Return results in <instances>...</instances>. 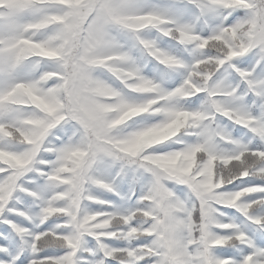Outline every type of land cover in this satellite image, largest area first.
Returning a JSON list of instances; mask_svg holds the SVG:
<instances>
[{
	"label": "snow or ice",
	"instance_id": "obj_1",
	"mask_svg": "<svg viewBox=\"0 0 264 264\" xmlns=\"http://www.w3.org/2000/svg\"><path fill=\"white\" fill-rule=\"evenodd\" d=\"M246 22L251 27L247 51L236 49L238 55L225 57L214 55L215 49L207 45L199 47L207 41L236 48L229 30L239 34ZM262 28L264 0H26L0 7V150L24 161L13 167L0 163V264H87L88 257L95 264H119L116 253L134 248L152 251L138 260L130 257V264H264V247L228 216V210H237L264 244V214L256 212L264 206V111L257 116L239 100L251 92L253 102L264 105V80L257 79V73L264 75ZM163 37L169 45L176 41L182 47L172 51L162 46ZM253 50L258 55H249ZM210 56L218 67L203 86L195 73L198 62ZM137 82L145 90L129 87ZM184 91L190 94L180 95ZM93 94L111 99L93 104ZM160 94H174L189 112L201 110L202 97L230 107L229 116L213 108L209 119L230 121L252 135L243 142L227 127L190 122L163 144L146 151L140 145L130 149L136 138L115 135L108 110L122 103L142 104ZM160 119V113L144 112L134 117L139 123L129 121L119 128L131 130ZM69 125L75 129L71 136L65 134ZM257 139L260 143H253ZM245 149L259 156V162L249 174L215 187L210 161L224 163ZM239 162L246 163L243 157ZM251 177L261 182L244 179ZM136 183L141 185L139 194ZM94 189L111 192L113 198L104 199ZM69 195L85 210L78 214L79 240L60 248L59 255H48L36 237L54 222L49 218L39 223L42 209L63 207ZM208 203L231 225L217 228V234L232 236L235 242L210 245L200 232L189 235L186 221L178 217L202 211ZM137 211L147 214L139 222L143 234L127 241L99 235L111 229L94 227L96 221L88 219L95 213L104 220ZM55 223L58 232L71 227ZM136 226L131 216L124 230ZM24 240L26 250L21 251ZM121 242L127 246L117 247ZM229 245H247L251 251L240 259L216 255Z\"/></svg>",
	"mask_w": 264,
	"mask_h": 264
},
{
	"label": "clouds",
	"instance_id": "obj_2",
	"mask_svg": "<svg viewBox=\"0 0 264 264\" xmlns=\"http://www.w3.org/2000/svg\"><path fill=\"white\" fill-rule=\"evenodd\" d=\"M252 27H255V25L253 24ZM262 30H264V28H262ZM250 31L251 27L248 26L247 22L240 27L239 34H237L234 30H229V34L236 37V48H225L219 43L209 44L207 41L199 45V47H205L207 45L209 50L215 49L214 55L221 54L225 57L236 56L239 54L236 49H239L240 51H247L246 37ZM106 59H112V57L109 56L106 57ZM198 64L199 71L195 73V77L198 83L206 86L208 84L209 74L214 75L217 71L218 65L212 56H210L207 61H199ZM129 87L134 90H145L139 87V82L130 84ZM202 90V88H197V91ZM189 94V92L184 91L180 95L186 96ZM158 97L166 98L157 99ZM108 99L111 98L106 99V96L99 94L92 95L93 104L104 103ZM202 100L204 102L200 106V111L189 112L182 107L183 101L179 98H176L174 94H160L153 96L143 101L142 104L150 106L153 112L160 113L161 119L155 121L154 123H150L143 127L134 128L131 130L121 129L119 126L126 124L129 121L133 122V124L139 123L138 121L134 120V117L140 116L141 113H130L128 110L131 108V106H129L127 103H122L119 106L110 108L108 110V116L110 117L112 127L116 129L114 134L118 136L122 135L124 138L135 139L141 134L157 132L158 130V134L151 136L147 142L141 145V150L146 151L155 145L163 144L165 141H169L173 137L178 136L183 129L190 126V122H196V126L207 122L209 126H214L218 129L226 128L227 125L223 120H210L209 117L212 115L213 108H215L216 111H222L225 116L231 115L232 109L230 107H220L216 101L209 100L206 97H202ZM224 102L225 104H231V100L227 98H225ZM146 111L147 109H144V112ZM29 123L34 122L29 121ZM66 128L68 129L65 133L67 136H71L75 132V129L71 128L70 125L66 126ZM21 135H24V133H21ZM57 136L58 134H54L53 142H55ZM3 152V150H0V163L7 164L9 167L15 166L16 162L14 160L2 158ZM161 157L163 158V154H161ZM240 157H243L246 163H240ZM203 159L204 153L201 152L199 160ZM218 159L219 158H213V160L216 161L214 164L210 161V178L215 180V187L229 184L239 177L249 174L253 166L259 162V156H254L246 149L241 151L238 156L229 157L224 163H219ZM101 183H103V181H101ZM227 199L228 198H225V202ZM84 211L85 210L81 208L77 202V198L72 195H69V198L63 207H53L52 205H49L48 207L42 209L43 217L40 219L39 223L42 224L45 220L52 218L54 224L50 230L40 232L37 235L36 240L39 248H62L65 245L75 246L81 234L78 227V214H83ZM100 215L102 214L95 213L88 217L89 220L96 221V224L93 225L94 227L111 229V231L100 232L98 233L99 235L117 236V238L127 241L130 237H137L143 234L141 232L142 225L139 222L143 219L144 215H147L146 213L141 214L139 211L131 213L130 217L134 216L136 218L137 226L130 227L127 231H125L124 228L126 225H128L130 217H124L120 214H113L107 219L98 220L97 217ZM178 218L186 221V226L189 228V235H191L193 230L200 232L201 236H203L210 245L221 244L226 241L235 242L232 236H221L217 234V228H227L231 225L223 222L224 217L217 214V209H215L211 203H208L202 211L195 213L189 212L186 218ZM55 221H63L64 225H70L71 227L66 228L64 231L58 232L57 229L60 228V225L56 224ZM36 226L39 227V224ZM143 231L147 232L149 230L144 229ZM242 236L243 233H240L239 237H236V239H239ZM189 243H191L190 240ZM37 244H34L33 247H36ZM151 251V248H134L131 251L125 249L118 251L116 253V258L118 259L119 264H130V257H135V259L138 260L142 256L149 255ZM36 264H40V262L37 261Z\"/></svg>",
	"mask_w": 264,
	"mask_h": 264
},
{
	"label": "trees",
	"instance_id": "obj_3",
	"mask_svg": "<svg viewBox=\"0 0 264 264\" xmlns=\"http://www.w3.org/2000/svg\"><path fill=\"white\" fill-rule=\"evenodd\" d=\"M26 2V0H0V7H9V6H19L22 5ZM240 2L242 3H246L247 0H240ZM152 3V2H151ZM241 12V14H244V10H239ZM231 19V17L229 18ZM152 35H156L155 32L151 33ZM168 38L167 37H163L160 40V43L162 46L164 47H169L171 48L172 51H176L177 48L182 47L177 45L176 41H172L171 45H169L167 43ZM253 53H256L258 55V53L256 52V50H253L252 53H249V55H252ZM137 55H139V53H137ZM170 61V58H168ZM163 62V60H162ZM246 67V65H245ZM147 71V70H145ZM149 75H152V73H148ZM159 78V77H157ZM257 79L258 80H264V75H260L259 73H257ZM178 83V81H177ZM241 89H244V85H240ZM146 90H150V89H146ZM107 98H111L110 96H106ZM166 97H158L157 99H164ZM255 97L251 94V92H245L240 98V101H243V103L240 104V106H242L243 108H245L248 111L253 112V114L259 116L262 114V111H264V105H261L259 102L254 103ZM144 109H147L146 112H153L152 108L150 106L144 105V104H136V105H132L131 108L128 110L130 113L131 112H139V113H144ZM224 123L227 125L228 130L230 131V134L233 137H236L237 139H241L243 140V142H248L249 138L251 137V133L249 132L248 129H243L242 131L241 126L239 125H233L232 122L230 121H224ZM158 134V130L157 132H150V133H146V134H141L140 136H138L135 140L134 143L128 145V147L130 149H135L137 147V145H142L145 142H147V140L153 136ZM253 143L255 144H259L260 141L257 139L255 141H253ZM2 158H6V159H10V160H14L16 162L17 166H23L24 161L15 153H11V152H3L2 154ZM245 180H249L255 183H260L261 181H259L257 178L251 177V178H244ZM129 181H131V177H129ZM40 183H44L43 180L40 181ZM37 185L33 184V187H36ZM183 186H177V188H182ZM135 189L137 194H139L140 189H141V185L139 183L135 184ZM124 190L127 191L128 190V183L126 182L124 184ZM94 191H96L97 195H100L102 198L104 199H112L113 198V194L111 192H105L103 190H99V189H94ZM257 214H264V206H258V208L256 209ZM228 216L230 217H234L235 222L240 224L242 229L247 231L250 238H252L256 245L259 247H264V244H261L260 240H259V231L253 227L251 225L250 222H245V219L242 214L238 213L237 210L235 209H230L228 210ZM23 247H21V251H25L26 250V245H27V241L24 240L23 242ZM117 247H124L127 246V242H121L118 245H116ZM63 251V249L60 248H46L44 249V253L48 254V255H59L61 254V252ZM249 251H251V249L247 246V245H241V246H226L224 249H217L216 250V255L217 256H223V255H231L236 259H240L242 258L243 255L247 254ZM82 253H83V249H82ZM85 256H87V253H83ZM87 264H95V261L91 258L88 257L87 260Z\"/></svg>",
	"mask_w": 264,
	"mask_h": 264
},
{
	"label": "rangeland",
	"instance_id": "obj_4",
	"mask_svg": "<svg viewBox=\"0 0 264 264\" xmlns=\"http://www.w3.org/2000/svg\"><path fill=\"white\" fill-rule=\"evenodd\" d=\"M141 2H148V0H141ZM152 3H160L161 0H150Z\"/></svg>",
	"mask_w": 264,
	"mask_h": 264
}]
</instances>
